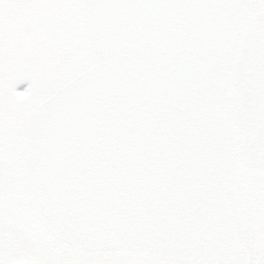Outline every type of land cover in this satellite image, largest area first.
I'll return each mask as SVG.
<instances>
[{
    "label": "snow or ice",
    "instance_id": "snow-or-ice-1",
    "mask_svg": "<svg viewBox=\"0 0 264 264\" xmlns=\"http://www.w3.org/2000/svg\"><path fill=\"white\" fill-rule=\"evenodd\" d=\"M0 264H264V0H0Z\"/></svg>",
    "mask_w": 264,
    "mask_h": 264
}]
</instances>
